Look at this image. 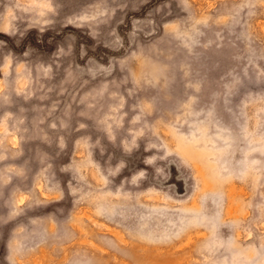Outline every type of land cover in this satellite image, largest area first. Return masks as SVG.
I'll use <instances>...</instances> for the list:
<instances>
[{"label": "rangeland", "instance_id": "rangeland-1", "mask_svg": "<svg viewBox=\"0 0 264 264\" xmlns=\"http://www.w3.org/2000/svg\"><path fill=\"white\" fill-rule=\"evenodd\" d=\"M0 264H264V0H0Z\"/></svg>", "mask_w": 264, "mask_h": 264}]
</instances>
